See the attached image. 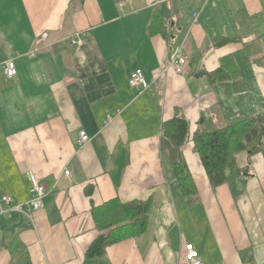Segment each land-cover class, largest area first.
I'll use <instances>...</instances> for the list:
<instances>
[{
	"label": "crops",
	"instance_id": "1",
	"mask_svg": "<svg viewBox=\"0 0 264 264\" xmlns=\"http://www.w3.org/2000/svg\"><path fill=\"white\" fill-rule=\"evenodd\" d=\"M177 47L185 74L171 66ZM226 58L241 91L209 79ZM137 68L145 89L129 83ZM263 113L264 0H0V264H189L190 243L204 264H264V139L218 186L194 144L202 129ZM177 114L190 124L193 205L161 146ZM30 174L44 207L33 220L1 212L3 195L28 200ZM115 197L152 198L148 228L87 257L100 233L92 208Z\"/></svg>",
	"mask_w": 264,
	"mask_h": 264
},
{
	"label": "trees",
	"instance_id": "2",
	"mask_svg": "<svg viewBox=\"0 0 264 264\" xmlns=\"http://www.w3.org/2000/svg\"><path fill=\"white\" fill-rule=\"evenodd\" d=\"M230 39L227 38L226 41H232ZM238 74L233 59L226 58L222 68L211 74L209 79L220 82L227 91H241L244 84ZM189 130L188 120L175 115L162 125L161 146L168 154L174 176L187 203L193 205L197 201V187L182 153ZM263 139L264 113L240 119L215 130L202 129L195 133L194 144L211 183L218 186L227 181V171L236 165L238 154L244 151L252 154L258 152ZM151 205L152 198L124 201L115 197L99 206H93L92 213L100 233L87 249L86 256H103L109 246L127 237L145 233Z\"/></svg>",
	"mask_w": 264,
	"mask_h": 264
},
{
	"label": "built area",
	"instance_id": "3",
	"mask_svg": "<svg viewBox=\"0 0 264 264\" xmlns=\"http://www.w3.org/2000/svg\"><path fill=\"white\" fill-rule=\"evenodd\" d=\"M46 36V35H45ZM76 43H81L82 38L77 37ZM189 55L186 54L182 47H177L171 54V66L175 69L178 74H185L186 66L188 64ZM2 69L5 74L9 77H14L17 75V68L14 59H7L2 63ZM129 83L137 88L145 89L148 87V82L145 78L142 68H137L131 73L129 77ZM89 140V136L86 131L80 133L79 144L85 143ZM69 174V171L66 172ZM31 177V188L30 195L27 201L22 204H13V197L10 195H3L1 197V202L6 205V207L1 208V212L9 213L11 211H18L25 214L30 220H33V212L44 207V198L47 194L46 187L41 184L39 180L33 175ZM193 244L186 245L185 259L189 264H204L201 255L197 248Z\"/></svg>",
	"mask_w": 264,
	"mask_h": 264
}]
</instances>
